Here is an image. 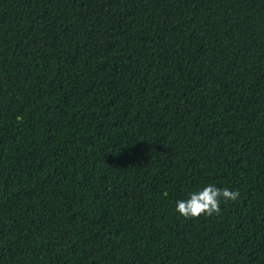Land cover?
<instances>
[{
	"label": "trees",
	"instance_id": "trees-1",
	"mask_svg": "<svg viewBox=\"0 0 264 264\" xmlns=\"http://www.w3.org/2000/svg\"><path fill=\"white\" fill-rule=\"evenodd\" d=\"M0 264H264V0H0Z\"/></svg>",
	"mask_w": 264,
	"mask_h": 264
},
{
	"label": "clouds",
	"instance_id": "clouds-1",
	"mask_svg": "<svg viewBox=\"0 0 264 264\" xmlns=\"http://www.w3.org/2000/svg\"><path fill=\"white\" fill-rule=\"evenodd\" d=\"M239 192L228 188H217L213 184H207L202 188L191 191L186 199H178L175 202V210L185 218L204 215H212L220 211L221 200H235Z\"/></svg>",
	"mask_w": 264,
	"mask_h": 264
}]
</instances>
